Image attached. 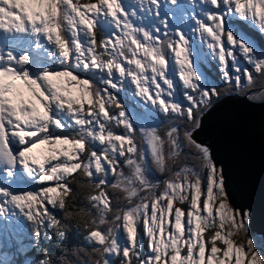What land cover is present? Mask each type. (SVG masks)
Returning a JSON list of instances; mask_svg holds the SVG:
<instances>
[{"label":"snow or ice","instance_id":"6c2138e0","mask_svg":"<svg viewBox=\"0 0 264 264\" xmlns=\"http://www.w3.org/2000/svg\"><path fill=\"white\" fill-rule=\"evenodd\" d=\"M234 94L264 102V0H0V231L50 242L31 264H264L195 135Z\"/></svg>","mask_w":264,"mask_h":264},{"label":"water","instance_id":"95a60500","mask_svg":"<svg viewBox=\"0 0 264 264\" xmlns=\"http://www.w3.org/2000/svg\"><path fill=\"white\" fill-rule=\"evenodd\" d=\"M224 104L239 105L240 108L243 107V111H247V113H239L233 120L231 119L230 121H227L228 123H225L224 132L220 133L214 126V123L219 122L218 116L221 113L220 108ZM248 110H260L262 116H257L256 114L251 113L252 111ZM195 135L199 141H203L211 148L213 158L218 164L223 166L226 190L233 207H239L241 209L246 208L244 206V204H246L245 200L242 202H239L238 200L240 190L236 188L242 186L249 187L252 192L258 193L259 196L264 198V102L249 100L245 97L235 96L234 94L232 98L219 103L216 108L212 109L204 116L202 128ZM231 138L237 141L240 149L247 148L245 151L248 152V162H250V159H254L251 154L257 153V156L258 154L261 155V159L255 158L259 161L258 171H260V174H257L258 176L255 177V180L254 178H252V181L250 180L253 173L250 167L251 163L250 166L248 165L249 167L238 166V171H246L245 173L242 172L240 175L242 181L231 180L229 174L230 167L227 163V150L229 148L230 150H233L230 145L228 146V141ZM231 167L233 172H237L232 165ZM259 196L253 198L254 204ZM259 200L264 204V200ZM250 212V230L257 232L260 235L261 241L264 242V224L259 222L260 218L257 216L256 211L250 210Z\"/></svg>","mask_w":264,"mask_h":264},{"label":"bare ground","instance_id":"6f19581e","mask_svg":"<svg viewBox=\"0 0 264 264\" xmlns=\"http://www.w3.org/2000/svg\"><path fill=\"white\" fill-rule=\"evenodd\" d=\"M212 63H214V62H212ZM242 108L243 107L240 108L239 105H233V104H224L220 108L221 113L218 116L219 122L214 123V126L219 130L220 133L224 132L225 123H228L227 121H230L231 119L233 120L235 117L238 116L239 113H247V111H243ZM248 111H252V110H248ZM251 113L256 114L257 116H262V113L260 110L259 111H252ZM229 145L231 146V148H233V150H230V148L227 150V163L229 164V167H230V173L229 174L231 176V180L242 181V178L240 175L242 174V172L245 173L246 171H240V170L238 171L237 168L240 165L242 167H247L248 165L250 166V163H251V166H250L251 171L253 172L250 180L252 181V178H254V180H255V177L258 176L257 174H260V171H258L259 170V168H258L259 167V161L256 159H261L262 158L261 155L258 154V156H257V153L251 154L252 158H254V159H250V162H248V152L245 151V150H247V148H244V149L241 148L240 149L237 141L232 139V138L228 141V146ZM224 159H223V161H224ZM231 165L236 169L237 172H233ZM236 189L240 190V196H238L239 202H242L244 200L246 202V204H244V206L246 208H244V209L256 211L257 216H259V218H260L259 222L264 224V204L262 202H260V200H259V199L264 200V198L259 196L258 193L252 192V190H250L249 187H247V186H242V187L236 188ZM258 196H259V198L256 200V202L254 204L253 198L258 197Z\"/></svg>","mask_w":264,"mask_h":264},{"label":"rangeland","instance_id":"374dc122","mask_svg":"<svg viewBox=\"0 0 264 264\" xmlns=\"http://www.w3.org/2000/svg\"><path fill=\"white\" fill-rule=\"evenodd\" d=\"M174 11L176 12V18L173 20V23L177 26L186 27L184 23L185 9L180 8V9H175ZM254 35H256V39L258 41L261 40L258 34H254ZM205 57H207V59H205ZM199 60L202 61V68H201L202 71L207 72V69L212 67L213 61L211 60V57L208 55V51L206 47L201 51ZM241 63L243 64L244 62L241 61ZM210 78H214V77L210 74ZM121 96H123L126 101H129L130 108L134 106L135 102L131 101L127 95H125L124 93H121ZM40 152H41V149L33 150V154L37 156L41 155ZM29 226L30 225L28 224V222L26 223L23 219H20L19 221H17L16 218H10L7 226L4 227L2 231H0V259L2 261H7L6 256L12 253L8 251L9 250L8 247L12 243L19 246L22 249L24 246H27V243H31V241L26 238L27 236L31 238L30 236L31 228L29 229ZM250 235H252L255 238L257 244H260L263 242L261 241L260 235L257 232L250 230ZM89 248L90 246L82 245L83 250L86 249L88 251ZM33 260L34 259H30V260L25 259L21 261V263L31 264Z\"/></svg>","mask_w":264,"mask_h":264},{"label":"trees","instance_id":"16d2710c","mask_svg":"<svg viewBox=\"0 0 264 264\" xmlns=\"http://www.w3.org/2000/svg\"><path fill=\"white\" fill-rule=\"evenodd\" d=\"M81 2H86V0H81ZM28 224L30 225L29 226V229H30L32 227V225L29 222H28ZM70 231H75L77 238L79 239L78 244H73L72 250L75 251V249L77 247L82 249V245H86V242H84L82 240V229L78 230V229H76L75 225H72L70 228ZM26 238L28 240H30L31 243H27V246H24L23 249L20 248L19 246L15 245L14 243H12L8 247V249L12 253L6 258L7 261H14L15 264H20L21 261H23L25 259H29V260L34 259L35 257H37L40 254L41 250L46 251L47 250L46 246L49 245V243H50L49 241L44 240L42 242V245L40 247H37V244L29 236H27ZM57 243H59V242H57ZM59 247H60V250L65 253V255H71V252L68 250V248L65 245L61 244V245H59ZM84 251H87V250L84 249ZM59 258L62 259L63 257H59ZM0 261H2V260L0 259ZM21 264H24V263H21Z\"/></svg>","mask_w":264,"mask_h":264},{"label":"flooded vegetation","instance_id":"af4514ba","mask_svg":"<svg viewBox=\"0 0 264 264\" xmlns=\"http://www.w3.org/2000/svg\"><path fill=\"white\" fill-rule=\"evenodd\" d=\"M243 62V60L241 59ZM217 71V72H216ZM207 72L211 74L214 78L218 76V68L215 63H212V67L207 69ZM218 82V81H217Z\"/></svg>","mask_w":264,"mask_h":264}]
</instances>
